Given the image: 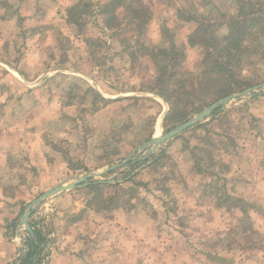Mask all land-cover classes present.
Returning a JSON list of instances; mask_svg holds the SVG:
<instances>
[{
	"label": "rangeland",
	"instance_id": "1",
	"mask_svg": "<svg viewBox=\"0 0 264 264\" xmlns=\"http://www.w3.org/2000/svg\"><path fill=\"white\" fill-rule=\"evenodd\" d=\"M81 1L0 0V155L10 157V172L0 169V179L11 186L9 193L20 203L15 212L12 204L6 205L4 218L22 215L47 191L42 187L53 185L54 178L57 184H69L74 177L121 163L154 136L206 108L182 122L166 124L169 105L142 91L154 67L137 52L134 33L108 30L94 0H87L91 4L83 17L86 25H69L66 10ZM137 1L154 18L146 41L162 45L169 39L163 33L162 18L179 25L173 14L184 2ZM188 1L217 23L222 22L223 12L236 10L235 0H209L206 10L203 0ZM178 27L180 34L174 40L181 43L193 25ZM219 32L226 33V27ZM195 55L187 58L190 73L195 72ZM262 83L264 79L255 85ZM89 88L112 101L94 103ZM216 117L222 122L212 123ZM44 143L48 155H61L71 162L70 168L56 169L55 177L48 172L36 177L28 158L39 155ZM149 159L158 161L151 166ZM107 174L89 180L90 184L122 183L126 190L133 187L130 178L137 175L142 184L130 198L136 209L131 211L128 205L127 213L92 215L89 202L95 193L86 189L89 184L45 200L31 217L44 223L65 212L66 219L89 217L87 226H78L74 232H119L123 238L135 234L136 241L127 240L120 258L95 253L84 257L85 264H173L175 249L182 264H264V89L233 100L226 110L169 140L158 151L146 149L128 165ZM228 196L242 199L235 204L245 206L247 213L242 214L234 203L229 210L230 202L224 199ZM7 224L2 223L6 229ZM105 244L99 241L98 252ZM67 245L71 250L79 247ZM129 251L138 255L127 256ZM50 263L46 249L39 264ZM70 264L80 263L74 258Z\"/></svg>",
	"mask_w": 264,
	"mask_h": 264
},
{
	"label": "trees",
	"instance_id": "2",
	"mask_svg": "<svg viewBox=\"0 0 264 264\" xmlns=\"http://www.w3.org/2000/svg\"><path fill=\"white\" fill-rule=\"evenodd\" d=\"M94 1H97L96 6H100L97 15L102 18L105 27L114 31V34L134 33L132 38H135L137 52H141V56L153 65L152 75L145 81L142 91L155 94L169 105L166 124L182 122L210 103L244 91L258 80L264 79V0H235V12H223L220 15L221 23L207 17L203 12L199 13V9L188 0H181L184 5L176 6L173 16L178 19L179 25L191 24L193 29L186 35L185 41L177 42L174 36L180 34L179 25L167 24L168 19L163 17L162 20L166 22L162 27L163 33L169 35V39L166 37L159 46L146 41L149 26L154 20L149 8L140 7L137 0ZM203 1L201 6L206 10L210 2L208 4L209 0ZM90 4L87 0H82L67 9V23L84 27L86 23L83 22V17L88 16L87 8ZM221 27H226L227 32L220 33ZM190 53H196L194 73L186 69ZM131 55L135 61L136 53L132 52ZM88 91L95 95L94 103L101 101L107 105L112 101L92 88ZM226 112L221 116H225ZM218 117L212 123L222 122L217 121ZM158 159H149L147 162L151 161L150 165L154 166ZM130 180L134 183L133 187L126 190L122 183L90 184L86 189L95 193L89 202L90 208L98 212H112L128 205L133 208L130 198L135 196L138 185L142 183L137 181V175ZM127 193H131L129 199L123 198ZM224 199L230 202L229 210L235 206L242 214L247 213L245 206L235 204V200L242 202V199L230 196ZM29 223L37 241L32 237L26 238L24 244L28 246V251L21 254L19 264H39L45 258L50 242L49 229L43 219L34 217ZM16 227V221L7 224L9 237L15 235ZM36 256L38 259L35 262Z\"/></svg>",
	"mask_w": 264,
	"mask_h": 264
},
{
	"label": "crops",
	"instance_id": "3",
	"mask_svg": "<svg viewBox=\"0 0 264 264\" xmlns=\"http://www.w3.org/2000/svg\"><path fill=\"white\" fill-rule=\"evenodd\" d=\"M70 8V7H68ZM67 11V10H66ZM21 76H24L23 74H20ZM47 78V77H46ZM100 93V92H99ZM102 94V93H101ZM103 95V94H102ZM104 96V95H103ZM105 97V96H104ZM39 135V133H37ZM39 155H29L30 158L28 164L32 166V170H36V177H42L45 172H48L49 174L54 176V173L57 172L56 169L58 168H70L71 162L68 160H63L61 155H48V149L44 145H41V149ZM85 166V165H84ZM0 169L2 171L10 172V157L9 155H0ZM13 176L15 174L12 173ZM47 181V180H46ZM58 180L54 178L52 180L53 185H56ZM51 187H42V190H49ZM11 190L10 185H4L2 183V180L0 179V264H13V261H16L15 258H17V253L21 251V249L24 246L23 236L21 234H24L21 230L20 222H21V216L18 215L17 217H6L4 218V207L6 205H10L12 210L15 212L16 207L19 206V201H17L16 196L12 193H9ZM18 189H16L17 191ZM66 201V200H64ZM133 201H131L132 203ZM133 205V204H132ZM130 206V205H129ZM133 205V208L131 206L128 209H131L133 211L137 207ZM22 208V206H21ZM92 215H98L102 214V212L93 211V208H90ZM126 208H119L117 210L112 211L113 214H118L120 212L127 213ZM104 213H110V212H104ZM111 213V214H112ZM65 212H60L58 215H54L50 221L44 222L45 225H47L49 229L48 239L49 243L47 245V249L49 253L51 254V263L50 264H70L73 263L74 258L76 259V262L80 264H85V256L86 255H94L95 253L98 255H106L115 257V259L120 258V256L123 254L122 251H126V243L127 240L130 242V240L136 241L135 234L130 233L128 236L123 238V235L119 232H74V228L87 226L88 218L87 220H83V218H80L79 220H71L65 218ZM66 219V220H65ZM6 221L8 223L15 222L17 223V228L15 231V237L19 238V241H15L13 238L9 237V233L7 232L6 226L4 227L2 223ZM63 228H66L67 230L64 232H61ZM21 230V231H20ZM22 237V238H20ZM99 241L101 243H107L105 244V249L100 250L99 247ZM76 243L78 244V250H71L68 247V243ZM110 247V248H108ZM25 250L28 251V248L26 247ZM65 250V251H64ZM69 250V251H68ZM76 252L77 254L71 253ZM132 251H129L127 256H137V252L135 255H130ZM25 254V253H24ZM180 253L176 251H173L172 255V263L173 264H182L183 259L179 258ZM124 257V256H123Z\"/></svg>",
	"mask_w": 264,
	"mask_h": 264
},
{
	"label": "water",
	"instance_id": "4",
	"mask_svg": "<svg viewBox=\"0 0 264 264\" xmlns=\"http://www.w3.org/2000/svg\"><path fill=\"white\" fill-rule=\"evenodd\" d=\"M264 89V83L255 85L253 87H250L240 93L228 95L225 97H222L206 107L204 110L199 112L197 115H195L193 118H190L189 120L177 125L172 130H170L167 133H164L160 136H154L151 140L147 141L143 145H141L138 149H136L131 155H129L126 160H124L121 163L114 164L107 169L103 171H96V172H89L87 174H84L79 177H74L72 179V182L68 184V182H60L53 187H51L49 190H47L45 193H43L40 197H38L36 200H34L31 204L27 206L24 213L21 216V222H20V228L27 231L29 237H32L35 241H37L35 233L33 229L30 226L29 220L34 215L35 212H37V209L45 200L53 199L56 196L74 190L78 189L80 187H84L90 184L89 180L92 179H102V176L106 173H109L110 171L114 169H118L121 167H124L128 165V163L133 160V158L138 155L140 152L149 149L152 152L158 151L163 144L168 142L169 140L178 137L179 135L183 134L187 130L195 127L199 123L203 121H208L211 118H213L218 113L226 110V108L232 103L233 100L245 98V97H251L258 92L262 91ZM106 182V181H103ZM22 238V237H21ZM20 251L18 252V254ZM37 257L35 259V262L37 261Z\"/></svg>",
	"mask_w": 264,
	"mask_h": 264
},
{
	"label": "built area",
	"instance_id": "5",
	"mask_svg": "<svg viewBox=\"0 0 264 264\" xmlns=\"http://www.w3.org/2000/svg\"><path fill=\"white\" fill-rule=\"evenodd\" d=\"M25 231H26V230H25ZM24 234H26V237L23 236V241L25 242V241H26V238H28L29 235H28L27 231H26V233H24ZM20 238H21V237H20ZM24 246H25V245H24ZM22 253H23V254H24V253H27V250H25L24 247L21 249L20 253L17 255V258H16V262H15V264H19V263H20L19 258L21 257V254H22ZM37 259H38V257H37Z\"/></svg>",
	"mask_w": 264,
	"mask_h": 264
}]
</instances>
